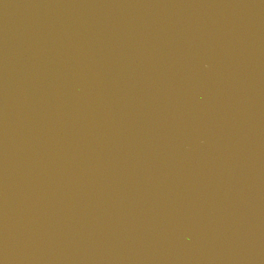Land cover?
<instances>
[{
	"label": "water",
	"instance_id": "water-1",
	"mask_svg": "<svg viewBox=\"0 0 264 264\" xmlns=\"http://www.w3.org/2000/svg\"><path fill=\"white\" fill-rule=\"evenodd\" d=\"M0 264H264V0H0Z\"/></svg>",
	"mask_w": 264,
	"mask_h": 264
}]
</instances>
